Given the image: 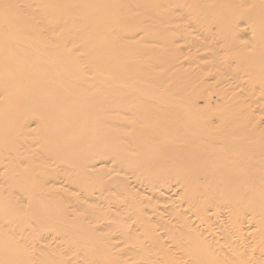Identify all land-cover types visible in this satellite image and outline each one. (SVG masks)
Instances as JSON below:
<instances>
[{
  "label": "rangeland",
  "instance_id": "1",
  "mask_svg": "<svg viewBox=\"0 0 264 264\" xmlns=\"http://www.w3.org/2000/svg\"><path fill=\"white\" fill-rule=\"evenodd\" d=\"M119 1L122 2V0ZM193 1L194 2L191 6H184L183 7L184 9L183 8L181 9L180 7H175L174 8L175 11L172 13L171 11L174 9H168L171 6L165 7L158 5H153V6L149 5L150 6L149 8L147 4L146 6H144V4H141L140 5L141 8H139L138 0L136 1L130 0L129 5L112 9L111 17L114 21L112 20L110 21L111 23L105 22L106 24L105 23L101 24L102 27L100 26L99 27L100 29L98 30L100 31L98 35L99 36L105 35L104 38L106 39L100 36L102 39L99 40L100 41L102 40L101 42H103V44L98 43V45L96 46L97 48L100 46L103 50L104 49L107 50V51H101V53L102 54L103 52L106 53V56L110 55L111 56L110 58L113 60V62L111 63L114 64V65L110 64L108 66L107 64H109V61L104 60L107 59V57H104V54L103 55L99 54L100 53L99 51L102 49L98 48L99 51L97 50V53L99 54L98 55L99 57L97 56L96 62L99 65L97 63L96 64L100 70L99 73L101 75H105V73H101L102 69L104 70L107 67H110L111 72L113 71L115 75V84L117 83L123 85V82L122 83L118 82L120 81L118 80L119 78L121 79V81H124V84H126L127 82L128 84L129 83L131 84L132 88H129V90L132 89L130 90L131 92L133 93L137 91L139 92L140 96L137 97L135 94H132L133 96L130 94L131 95L130 100L128 102H124V104L122 105H129V106L136 105L133 107L137 108L138 114L140 116V120L120 119V122L116 121V125L114 124L115 126L114 125L112 126L113 128L114 127L116 128V132L114 133V135L116 134L118 136L117 137L118 139L116 138V135L115 137L114 135L110 137H105L104 142L100 141L101 137L100 139H97L96 142L100 144L96 142L95 143L97 144L99 149L105 145L113 146V147L115 146V147L111 153L107 152L104 155L98 154L96 156L95 158L96 165L94 166L93 170L94 171L100 170L98 172L97 171L95 172H96V176H100L102 178L103 183L100 182V184L102 183V185L100 186L103 189H107L111 184L113 185L114 183L113 181L115 180H112V178H115L117 179L116 183L118 185L127 186L131 195L134 198H136V195L137 196L141 195L143 198L147 200L148 197L150 201V209H152L153 211L148 212L149 210L147 209L146 202H143V205H146L144 211H147V213L145 212L147 216L149 213H150L149 216L153 214H157L158 216H160L162 218L160 223H164V220L166 222L170 221V219L167 216L168 215L167 208L164 209L165 206L169 205V202L166 203L167 199L165 196H164L165 199L162 200V198H164L162 197L159 200L155 196L149 195L147 193V186L149 185L146 184V180L140 179V177L142 176L161 177V180L155 181L154 184L167 186L168 193L173 195V197L177 196L179 192L178 189L182 185L204 184L208 186H223V185L225 186L228 184H232V185L235 184L248 185L253 183L264 184V149H263L264 146H262L263 145L262 141L259 139L264 137V97H263L264 90L260 92L262 94V97L259 96L260 94L258 93L256 94L258 98V100L255 101L256 103H254L253 100H250V97L247 95V92H249V90L251 89V83L253 79H257L259 76L260 78H264V75L259 74V76H257L256 73H254L255 76L250 75L249 77L248 72H245L243 70V67L247 63V61L253 60L252 63L256 62L254 69L258 71L259 70L258 67H261L262 69H260L259 72L263 70L264 73V68L263 66H261L262 64H264V61H260L259 59L257 61L255 59L254 61V58L256 55H258V53L260 57L264 58V53H263L264 36L261 35L260 33V31H262V34H264V5H263L264 0H204L205 3L203 2V0H193ZM135 3L136 4L138 3L137 6H135L136 5ZM197 4H199L201 8L200 7L198 8L199 5L197 6ZM131 6L133 7V9ZM129 7L131 10L129 9ZM196 7L198 9H196ZM178 9L180 10L178 11ZM148 10L150 13L148 12ZM158 10H160L159 13ZM135 11H139L140 13ZM152 11L153 13H155L154 15L151 13ZM166 15H169L167 16L168 19L166 18ZM162 16H164L163 17L164 19L161 18ZM125 18L127 21L125 20L123 22ZM159 21L160 22L165 21L164 22L165 26L163 25V22L160 23ZM139 22L141 25L139 24ZM109 23L111 28L112 25H114L113 32L110 29ZM137 24L139 25V30ZM131 25H132V27H130L131 29H128L129 26ZM39 26L43 27L42 25ZM104 26L106 27L104 28ZM149 26L153 27V29L149 28ZM179 27L180 28L182 27V29H180ZM175 28H177L178 30L180 29V31H178ZM105 29L108 30L105 31ZM99 36L98 38H100ZM120 36L121 37L123 36L122 37L123 40H119L121 39ZM118 37L119 39L116 40ZM124 40H126L125 41L126 43L123 42ZM181 40L185 43L181 42ZM115 42L117 43V45L115 44ZM119 45H122L123 47ZM75 53L80 54L79 51H75ZM184 57H186V59ZM78 60L81 66H85L88 62L87 59L78 58ZM164 62L168 64H164ZM214 62H216L219 67L222 65L220 67L221 71L216 68L217 66L215 65L216 63ZM236 62H238L240 70H237V68L234 67V63ZM200 64L202 65L200 66ZM256 64L258 66H256ZM158 67H160L161 69H159ZM173 69H175V71ZM244 69L246 70V67H244ZM156 72L159 74H156ZM234 72H236V75ZM177 75L178 77H176ZM116 76L118 78H116ZM182 76L186 78L185 79L186 83L191 82L190 87L189 85H187L190 89L188 90L189 96L188 95L186 96V93H188L186 90H184L185 92H182L181 90L182 88L185 89L186 87L185 86L186 83L184 82L183 80L184 78ZM238 77L239 79H237ZM149 81L151 82V84ZM180 81L181 83L184 82L185 84L183 83L184 84L183 85L179 83ZM153 82L155 84L157 83V85H154ZM161 83H165V85L162 84V86L164 85L163 88L160 86ZM177 83H179L178 86H180L179 94L183 93L182 95L180 94L179 97L188 99L190 103L179 104V102L169 103L168 101L164 103L165 102L164 100L161 101L159 99L160 100L159 101L158 98L156 99V97L160 95L159 93L161 92L164 93L165 89H166L165 90L166 94H167V89L169 90V88L170 90L168 91V93L169 92L171 93V90L172 92H178L177 90L178 86H176ZM100 84L101 83H99V85ZM128 84L125 86L131 87ZM171 84H174L175 86ZM120 85H115V86L119 88ZM153 85L156 91L155 90L153 91L154 92L153 99L149 100V98L151 97L150 95H153L152 93V90L154 89ZM144 87H148L146 89L151 90L149 91L150 93H152L149 95L150 97L148 96L149 92L147 90L145 91L148 93L144 92ZM197 89L199 90V93H197L198 92ZM102 90L103 88H100L99 90V86H98V91L100 92ZM194 90L196 91L194 92ZM166 94L164 93L163 95ZM192 94H195L194 95L195 97L192 96ZM206 95H208L209 98ZM141 96L143 98H141ZM135 100L137 101V104ZM206 100L208 101V104L206 103ZM101 102H99L100 106L101 104L102 105L104 104L103 102L102 103ZM184 105H186V107ZM103 107H107V106H103ZM113 107H115V105H113ZM187 110L190 111L188 112V115H187ZM242 110L244 111L243 113L244 116L242 114ZM191 112L192 114H190L189 116V113ZM226 113L228 114L232 113L233 117L241 121L240 125L244 124L249 128L247 129L246 132L245 131L243 132L246 135L248 134L247 136L241 133L240 131L235 133L238 134L239 136H246L250 140L252 139L251 141L250 140L249 141L250 144L253 145L236 147L232 145L233 143L229 140H220L218 138H215L214 135L223 134V128L228 126ZM119 115L122 116V114ZM145 115L148 119L146 117H143ZM151 115L152 117L153 116L155 117L152 118ZM126 117L127 116L124 115V118ZM193 119L196 121H193ZM180 122L182 125H180ZM197 122L199 123L201 122L202 127ZM154 124L156 128L152 127L154 126ZM34 127H35L34 124L30 122L29 128H32L33 130ZM183 131H186V133H182ZM117 132L119 133V135ZM124 134H126V136L129 137L125 136L126 138H123ZM236 134L234 135L236 136ZM111 137H112V141H110ZM121 137L124 140H130V138H133V142L135 143L137 149L135 147L129 150L124 148L121 144ZM173 137H175V139H173ZM30 138L32 139V136ZM115 138L117 139V141L115 140ZM253 138L258 139L256 140V143H253L254 142ZM118 140H120L119 143ZM114 141L116 142L114 143ZM259 141L261 143H259ZM101 142H103L104 145H102ZM106 142L107 144H105ZM183 142L185 143V146ZM200 144H202V146ZM188 145L190 146L189 149L187 148ZM203 145L205 146L204 148H202ZM33 148L34 147L32 146L30 149ZM161 151L166 152V154L168 155L165 157V159H160L156 157V155L159 156ZM144 152H150L154 154V157H150V158L143 157ZM181 158H185V163L189 162V164L191 163L193 167H196V164L199 161L201 163V167L204 168L203 170L204 173L207 174L206 177L212 178V177L222 176L223 174H217V172L219 170L224 169L228 171V173H224V174L228 175V177H234L237 179L230 181L211 179L212 181L210 180L209 182H206V180L205 181L196 180V178L194 179V177L190 176V173L188 172L189 168L187 166H185V168L188 169L184 168V162H181ZM196 158H198L197 162H196ZM200 159H202V162ZM220 160L222 162H220ZM25 164H23L21 168H25ZM101 165L102 167H100ZM125 166L127 167L125 168ZM224 166L226 167L224 168ZM1 167L2 165L0 166V177L2 178L3 169ZM116 167L118 168L116 169ZM114 168L115 170H113ZM256 168L257 170H255ZM180 169H183L185 171L182 172L180 171ZM108 171L110 173L109 175L107 174ZM254 171H256V173ZM199 175L200 174L196 175V177ZM241 175H243V177H241ZM62 176L63 175L61 174L58 177L59 182L57 183V185H55L54 183L52 184V182H48L47 186H52L61 191V200L65 204H68L69 202L70 210L73 209V207H75L73 211H76L75 215L77 217L73 214V212H71V213H66V215L58 216L59 218H57L56 215L49 216L47 218L45 217L46 219L45 221V219L42 218L41 216L34 217L31 215H26V216L19 215L20 217L18 216L17 219L15 218L17 216L16 213H11L12 216H10V214L9 216H6L0 213V264H139V262L140 264H142V261L144 260L143 258L147 259L146 257L148 256L151 259H147L148 261L145 260L146 263L143 262V264H148L149 261H150L149 263L152 262L153 264H160V263L174 264L176 258L180 260L179 254L182 253V250L175 248L174 245L172 246L171 235L168 238L167 235H165L166 233H164L165 230L156 221H152V223L156 228L155 236L158 237L159 241L162 244V247L154 248L150 245L145 244L146 246L144 245L141 246L142 248L141 249L140 247H137L138 245L136 243H133L132 241L133 240L132 238L134 236H138V234H140L139 239L141 241H144L145 243V237L138 230L139 225L138 226L136 225L137 218L135 219V217L131 215L133 213L132 210H129L126 215L124 212L121 213L122 207H118L116 209L115 205L111 203L113 201H108L109 204H107L108 202L101 201V197L105 199V196L108 195L106 191H104L103 195L100 198L97 197L98 193L95 192L96 193L95 195L90 196L91 199L86 200L84 198L85 195H83L84 188L77 189L75 187L69 186L67 183L64 182ZM185 177H188L189 179L185 180L184 179ZM1 178H0L1 181L0 183H2ZM260 178L263 179L259 180ZM134 198L132 199V202L136 201L134 200ZM26 201L27 199L25 197V199L24 198H22L21 200L19 199L18 203L21 204L22 207L27 209L28 204L26 203ZM107 205H109V208ZM90 208L100 209L101 214L98 213L97 216H95L94 214H90L91 217L87 214L89 212L81 211L83 212L81 214L80 212L81 209L85 211V210H89ZM166 212L167 214H165ZM15 214L16 216L14 217ZM218 214H219V221L225 224V220L222 216V214L224 213H222L219 210ZM79 216H81L82 219ZM91 218L92 220H90ZM112 219H115L116 221L117 219H120L122 223L125 220L126 222H124L123 224L126 225L127 223V226L124 225L121 226V222L118 224L115 223L116 221L114 220L115 221L114 222ZM44 222L48 224L46 225ZM85 222L87 225L85 224ZM88 223L91 225V227L89 226ZM83 224H84V231H83V227H80ZM116 224L119 226H117ZM74 225L75 227L76 226L77 227L75 228ZM59 226L61 227L63 226V229H65L66 227L67 230L65 229L66 231H63V229H61ZM57 227L60 229L58 230ZM71 227H74V229L72 228V231L70 230ZM78 227H80V229L82 228V230H80ZM122 227L124 229L126 227L128 228L127 230L125 229L126 231L122 232L125 235L127 233L128 238H125L123 237V234L122 235L120 234L121 233L120 230H124L122 229ZM68 229L70 232H68ZM118 229L120 233H118ZM213 232H214L213 234L206 233L204 234L205 236L203 235V237L209 240L211 248L213 247L212 243H214L215 245L214 247L216 248H213V251L212 249L210 250L211 253L213 252L212 254L218 251L217 252L218 254H215V256L213 255L211 257V258H215L218 261L217 262L215 259L214 260L212 259L214 263L216 262V264H241V260H242V264L243 261L244 264H246V261L247 264H254V263L264 264L261 262L264 258V254H263L264 247L261 248L253 244V241L255 237H257V235L248 233L244 229L242 230L241 234L238 237L237 235H235V233L234 234L230 233V231L228 233L227 231L225 233H220V230H217L216 228H213ZM175 234L179 238V241L184 242L181 233H179V235L178 233ZM214 237L217 239V241L214 240ZM229 240L231 241L233 240L232 243H230ZM219 241L224 242L226 245ZM133 245L135 248L137 247L141 249L142 252L139 249L138 250L135 249ZM228 245H230V247ZM148 248L149 251L146 250L148 253L145 252L144 255L145 249ZM240 248H242L243 254ZM131 250H133V253H135V254L132 253L134 255L133 258L135 257L134 259H137L135 256L136 254L142 253V255L141 254L139 255V259L142 260L140 261L139 259H137L132 261L130 259V257H132L130 253ZM237 250L241 253L237 252ZM233 251L238 253V255L234 256L235 253H233ZM212 254L208 253L207 257L210 259V256ZM239 254L242 255L239 256ZM254 257L256 258V260ZM213 261L210 262L212 263Z\"/></svg>",
  "mask_w": 264,
  "mask_h": 264
},
{
  "label": "bare ground",
  "instance_id": "2",
  "mask_svg": "<svg viewBox=\"0 0 264 264\" xmlns=\"http://www.w3.org/2000/svg\"><path fill=\"white\" fill-rule=\"evenodd\" d=\"M129 1L130 0H122V2L119 0L118 1L117 0H0V166L2 165L1 168L3 169L2 178L0 177L2 180V183H0L1 184L0 186V213L6 216H9V214L10 216H12L11 213H16L17 216L15 214L14 215V217L16 216L15 218H17L19 215H23V216L31 215L34 217L41 216L44 219L45 217L47 218L49 216H55V215L57 216V218H59L58 216L66 215V213H71V212H73V214L75 215L76 211H73L75 207H73V209L70 210L69 202L68 204H65L61 200V191L52 186H47L48 182H52V184L54 183L55 185H57V183L59 182L58 177L62 174L63 175L62 178L64 182L67 183L69 186L75 187L77 189L84 188L83 195H85L84 198L86 200L91 199L90 196H93L96 193H98L97 197L100 198L103 195L104 191H106L108 195L105 196V199L101 197V201H104V202L113 201L111 203L115 205L116 209L118 207H122L121 213L124 212L126 215L129 210H132L133 213L131 215L135 217V219L137 218L136 225L137 226L139 225L138 230L145 237V243L144 241H141L139 239L140 234L132 238L133 243H136L138 245L137 247L141 248V246L143 245L144 246L150 245L154 248L162 247V244L159 241L158 237L155 236L156 228L154 224L152 223V221H156L158 224H160L161 227L165 230L164 232L166 233L165 235H167L168 238L171 235L172 246L174 245L175 248L182 250V253L179 254L180 260L176 258V261L174 262V264H216V262L214 263L213 261L215 258H211V257L213 255L215 256V254H218L217 253L218 251L216 250L217 252L212 254L213 252L211 253L210 250L212 249L213 251V248H216L214 247L215 246L214 243H212L213 247L211 248L209 240L203 237V235L206 233L213 234L214 233L213 228L220 230V233H225L226 231L228 233L230 231V233H233V234L235 233L237 237L241 234L242 230L244 229L248 233L257 235V237H255L253 241V244L255 246H259L263 248L264 247V184H256V183L248 184V185L228 184L225 186L223 184H222L223 186H208L204 184L203 185H192V184L182 185L178 189L179 192L177 196L173 197V195L168 193L167 186L154 184L155 181L161 180V177H158V176L143 177L142 176L140 177V179L146 180V184L149 185L147 186V193L149 195L155 196L159 200L165 196L167 199L166 203L169 202V205L165 206L164 209L167 208V212H168L167 216L170 219V221L166 222L164 220V223H160L162 218L158 216L157 214H153L151 215L152 216L151 217L149 216L150 214L149 213L147 216L146 214L147 211H144L146 205H147V209L149 210L148 212L153 211L152 209H150V201L148 197L146 200L141 195H138V196L136 195V198L138 199L137 200L131 195L127 186H120L116 183L117 179L112 178V180H115V181H113L114 182L113 185L112 184L109 185L107 189H103L100 186L103 183L102 178L100 176H96L95 171L97 170L95 171L93 170L94 166L96 165L95 158L98 154L104 155L107 152L111 153L115 147V146L113 147V146H106V145L102 147V145H104L103 142L105 140V137H110L114 135V133L116 132V128L115 127L113 128L112 126L114 124L116 125V121L120 122V119L140 120V116L138 114L137 108L133 107L136 105H133V106L122 105L124 104V102H128L130 100L131 98L130 96L132 94H135L136 97L140 96L137 89H136L137 92L135 93L131 92L130 90L132 89L129 90V88H132L131 84L130 83L128 84V82L124 84V81H121V79H119L117 76L116 78L120 80L118 82H121V83L123 82V85H120L117 83L115 84V75L113 71L111 72L110 67H107L104 70L101 68L102 69L101 73H105V75H101L99 73L100 70L97 66L98 63L96 62L97 56L99 54L101 55L104 54V57H107V59H104V60L109 61V64H107L108 62L106 64L108 66L110 64H113L111 63L113 62V60L110 58L111 57L110 55L106 56V53L104 52L103 54L101 53V51H107V50L105 49L103 50L99 46L98 48L102 49L99 51L96 46L98 45V43L103 44V42H101L102 40L101 41L99 40V39H102L100 36H102L103 38L105 37V35L99 36L98 33L100 31L98 30L100 29L99 28L100 26L102 27L101 24L105 22H110L113 20L111 17L112 9L127 6L130 4ZM133 1H136V0H133ZM138 1H139V5H138L139 8H141L140 6L141 4H144V6H146L147 4L149 8L150 6H153V5L165 6V7L171 6L168 9H174L175 7H180L182 9L184 6H191L194 2L193 0H138ZM137 4L135 6H137ZM198 5L199 4H197V6ZM199 7L200 5L198 6V8ZM142 8H143V5H142ZM198 8L196 7V9ZM179 10L180 9H178V11ZM159 11L160 10H158V13ZM174 11L175 9L172 10L171 12L173 13ZM135 12L140 13L139 11H135ZM151 13L153 15L155 14L153 13V11ZM167 16L169 15H166V18ZM163 17L164 16H162L161 18L164 19ZM125 20L126 18L123 20V22ZM162 22L164 25L165 21H161L160 23ZM110 23H109V26H110ZM127 24H130V23H127ZM39 25H42L43 27H40ZM106 26H104V28ZM113 26L114 25H112V28L110 26V29L112 30V32L114 31ZM130 27H132V25L129 26L128 29H131ZM137 27L139 30L138 24H137ZM149 28L153 29V27H150V26ZM180 29H182V27ZM180 29L179 30L177 29V30L180 31ZM107 30L108 29H105V31ZM260 33L261 35L264 36V34H262V31H260ZM98 36L100 38H98ZM122 37L120 36L121 39H119L118 37L116 40L118 39L123 40ZM124 39H127V38H124ZM96 41H97V44H96ZM125 41L126 40H124L123 42ZM119 42H122V41H119ZM181 42L183 41L181 40ZM115 44L117 45L116 42ZM119 46L123 47L124 43H123V46L122 45H119ZM97 50L100 52L99 54L97 53ZM75 51H79L80 54L75 53ZM259 57L260 56L258 53V55L255 56L254 61L255 59L256 61L258 59L260 61H264V58L262 57L259 58ZM78 58L87 59L88 60L87 64L85 66H81ZM184 58L186 59V57ZM234 61H237V60H234ZM252 61L248 60L247 63L244 65V67H246V70L244 69V67H243V70L245 72H248L249 77L250 75H254V73H256L257 76H259V74L264 75L263 70L259 72V70L262 69L261 67H258L259 68V70L257 69L258 71L254 69L256 62L252 63ZM164 64H168V63L164 62ZM201 65L202 64H200V66ZM209 65H210V62H209ZM215 65L217 66L216 68L218 70L221 69L220 67L222 65L220 67L217 65V63ZM256 66L258 65L256 64ZM261 66H263L264 68V64H262ZM234 67L237 68V70H240L238 62L234 63ZM158 68L161 69L160 67ZM213 69H214V66H213ZM173 70L175 71V69ZM234 73L236 75V72ZM156 74H159V73L156 72ZM176 77H178V75ZM136 79H137V76H136ZM185 79L186 78L183 79L184 82H185ZM237 79H239V77ZM99 83L102 84V85L100 84L102 87L99 85ZM179 83H181V81ZM179 83H177L176 86H178ZM188 83L185 84L187 88L183 86L184 84L181 85L185 87V89L181 87L182 92H185L184 90L188 92L186 93V96L187 95L189 96L188 90H190L189 87H190L191 82H188ZM114 84L120 85V87L118 88ZM127 84L130 85L131 87L125 86ZM132 84H133V81H132ZM162 84L165 85V83H161L160 85L163 88L164 85L162 86ZM174 84H171V85H174ZM154 85H157V83L156 84L154 83ZM187 85H189V87ZM98 86H99V90L100 88H103V90L99 92ZM179 87L180 86H178V89H177L178 92H172L171 90V93L170 92L168 93L170 88L169 90L167 89V94L165 92L166 90L165 89L164 93L166 95H163L164 93L161 92L159 93L160 95L158 96L156 95L157 96L156 99L158 98V100L160 99L161 101L164 100L165 101V102L163 101L164 103H166L167 101L169 103L179 102V104L180 103L182 104L190 103L188 99L179 97V95L181 94V93L179 94V90H180ZM146 88L148 87H144L145 93H148L149 91H151L150 89L148 90ZM145 90H147L148 92H146ZM154 90L156 91L155 87L152 90L153 95H150L152 94L150 92L148 93V96L149 95L151 96V97L149 96L150 97L149 100L153 99ZM262 90H264V78H260L259 76L257 79H253L251 83V89L249 90V92H247V95L250 97V100H253L254 103H256L255 101L258 100L256 94L258 93L260 94L259 96L262 97V94L260 93ZM195 91L196 90H194V92ZM197 91H198L197 93H199L198 89ZM195 94H192V96H194ZM206 96L208 97V95ZM248 96H245V97H248ZM141 98L143 97L141 96ZM207 100H206V103L208 104L209 100L208 101ZM101 101L104 104L103 105L101 104L100 106L99 102ZM114 102H116L119 105H117ZM112 104L115 105V107H113ZM136 104H137V101H136ZM103 106H107V107H103ZM184 106L186 107V105ZM188 112L190 111L187 110V115H188ZM243 113L244 111L242 110V114ZM119 114H122V116H120ZM190 114H192V112L189 113V116ZM226 114H227V123H228L227 125L228 126L223 128V134L214 135L215 138H218L220 140H229L233 143L232 145L236 147L253 145V144H250V141L252 139L250 140L248 139V137H246L248 134L246 135L243 133L244 131L246 132L247 129L249 128L245 126L244 124L240 125L241 121L233 117L232 113L231 114L226 113ZM124 115H126L127 117L124 118ZM191 116H194V115H191ZM143 117H146V115ZM133 121H136V120H133ZM193 121H196V120L193 119ZM30 122H32V124H34L35 126L33 130L32 128H29ZM197 123L201 125V122L200 123L197 122ZM149 124H152V123H149ZM180 125H182L181 122H180ZM152 127H155V124ZM238 131H240L246 136H239L238 134L235 133ZM182 133H186V131H183ZM234 134H236V136ZM31 136H32V139L34 138L33 140L30 138ZM125 136L126 134H124L123 138L129 137V136H126V137ZM100 137H101L100 141H103L101 142L102 144L101 145L102 148H100L101 150L98 148L96 144L98 143L96 142L97 139H100ZM117 137L118 136L116 135V138ZM116 138L115 140L117 141L118 138L117 139ZM123 138L121 137V144L124 148L128 150L132 149L133 147L136 148V145L133 142V138H130V140H124ZM173 139H175V137H173ZM259 139L262 141V144H263L262 146H264V137L259 138ZM253 140H254L253 143H256V140L258 139L253 138ZM110 141H112V137ZM116 141H114V143ZM119 142L120 140H118V143ZM259 143L261 142L259 141ZM105 144H107V142ZM200 145L202 146V144ZM32 146L34 148L30 149ZM184 146H185V143H184ZM189 147L190 146L188 145L187 148L189 149ZM204 147L205 146L203 145L202 148ZM166 156H168L166 152H162V151L159 154V156L156 155V157L160 159H165ZM143 157H148V158L154 157V154L150 152H144ZM117 159H118V156H117ZM200 160L202 162V159ZM197 161H198V158H196V162ZM181 162H184V168L185 166H187L189 168L188 172L190 173V176L194 177V179L196 178V180H201V181L206 180V182H209L211 179L212 180L213 179L214 180H226V181L237 179L234 177H228V175L224 174V173H228V171L224 169L219 170L217 172V174H223L222 176L212 177V178L206 177L207 174L204 173L203 171L204 168L201 167V163L199 161L197 162L196 167H193V165H191V163L189 164V162L185 163V158H181ZM220 162L222 161L220 160ZM23 164H25V168H21ZM100 167H102V165ZM126 167L127 166H125V168ZM225 167L226 166H224V168ZM117 168L118 167H116V169ZM188 168H185V169H188ZM113 170H115V168ZM255 170H257V168ZM180 171L184 172L185 170L180 169ZM254 172L256 173V171ZM197 173L200 175L196 177V175H198ZM107 174L108 175L110 174L109 171ZM241 177H243V175H241ZM184 179L186 180L189 178L185 177ZM261 179L263 178H260L259 180ZM100 182L102 183L100 184ZM25 197L27 199L26 203L28 204L27 209L22 207L21 204L18 203L19 199L20 200L22 198L25 199ZM165 197L162 198V200L165 199ZM133 198L136 201L133 200L134 202H132ZM143 202H146V205H143ZM107 204H109V202ZM107 206L109 208V205ZM219 210L222 213H224L222 214V216L225 220V224L219 221V214H218ZM81 211L89 212L87 213L89 216L90 214H94L95 216H97L98 213L101 214L100 209L90 208L89 210H85V211L81 209L80 212ZM83 212H81V214ZM167 212L165 214H167ZM79 217L82 219L81 216ZM90 220H92V218ZM112 220L114 221L115 219H112ZM120 222H121L120 219H117L115 223L119 224ZM124 222L126 221L124 220L123 223ZM38 223H39V220H38ZM44 223L46 225L48 224L46 222ZM123 223L121 222V226L122 225L127 226V223L126 225ZM89 226L91 227L90 224ZM59 227L63 229V226L62 227L59 226ZM74 227H71L70 230L72 231V228L74 229ZM80 227H83V231H84V224L81 225ZM80 227L78 228L80 229ZM60 228L57 227L58 230ZM65 229H63V231L67 230ZM122 229L124 228L122 227ZM125 229L127 230L128 228L126 227ZM125 229L120 230L121 233L119 232V229H118V233L122 235L123 234L122 232L126 231ZM80 230H82V228ZM68 232H70L69 229H68ZM175 233H178V235L179 233H181L183 236L184 242L179 241V238L177 237ZM127 235H128L127 233L126 235L123 234V237L128 238ZM128 240H131V239H128ZM214 240L217 241L215 237H214ZM232 241L229 240L230 243H232ZM221 243H224V242H221ZM230 245L228 246L230 247ZM137 247L136 248L134 247V248L138 250L139 248ZM149 248L145 249L144 255H145V252L148 253L146 250L149 251ZM240 249L242 251V248ZM237 252L239 251L237 250ZM130 253L132 255L130 259L132 261L139 259V255L140 254L142 255V253H138L135 255L137 259H134L135 257L133 258L134 256L133 254L135 253H133V250H131ZM208 253L212 254L210 256V259L207 257ZM233 253H235L234 256L238 255V253L234 251ZM242 254H243V251H242ZM242 254H239V256ZM146 258L151 259L149 258V256ZM143 259L144 260L142 261V264L143 262H145V260L148 261L145 258ZM210 261H213V262L211 263ZM149 262L148 264L152 263V262L151 263ZM261 262L264 263V258ZM241 264H242V260H241ZM243 264H244V261H243ZM246 264H247V261H246Z\"/></svg>",
  "mask_w": 264,
  "mask_h": 264
}]
</instances>
